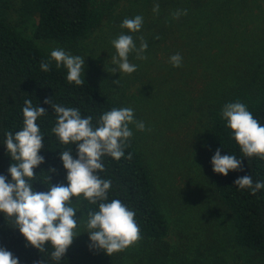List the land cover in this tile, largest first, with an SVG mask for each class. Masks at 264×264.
<instances>
[{"label":"trees","instance_id":"trees-1","mask_svg":"<svg viewBox=\"0 0 264 264\" xmlns=\"http://www.w3.org/2000/svg\"><path fill=\"white\" fill-rule=\"evenodd\" d=\"M97 1L34 0L38 14L34 37L69 47L76 45L97 29L107 15ZM250 8L248 0H161L158 13L149 6L139 32L116 29L117 37L121 33L132 35L137 47L139 37L143 36L148 42L143 53L146 59H137L135 52L130 53L129 62L137 70L119 76L106 75L102 87L84 74V84L69 83L66 68H57L55 61L50 62L49 71H42L41 61L48 62L50 56L0 19V175L11 181L8 168L15 161L7 153L6 133L11 131L15 135L22 129L26 99L47 112L36 121L44 137L39 154L45 162L34 169L36 176L28 181L35 191L67 185L60 152L71 150L77 158L76 146L61 143L51 131L57 117L50 105L44 103L45 99L79 109L82 117H92L94 127L105 112L128 108L126 104L132 99L137 107L133 110L134 119L142 121L145 130L139 131L135 124H130L133 135L126 142L124 156L119 160L102 158L105 171L98 175L111 181L108 202L121 200L135 212L140 237L160 241L166 236L168 225L158 201L154 174L144 154L150 150L154 159L181 160L197 144L204 180L230 212L234 243L264 256V188L252 195L250 189L234 185L244 175H250L253 184L264 183V159L245 157L221 117L224 105L239 101L264 126V16ZM177 10H187V14L174 19ZM176 53L182 56L178 68L169 62ZM135 83H139L137 93L128 94ZM193 118L199 124L204 120V129L180 150L174 136L176 127ZM146 135L150 143H142ZM218 149L222 156L229 154L241 159L242 170L230 171L226 177L214 173L211 159ZM77 198L87 218L89 211H98V206L83 195ZM0 247L18 257L19 264H77L71 248L55 260L50 243L44 245L42 253L28 245L14 221L3 213Z\"/></svg>","mask_w":264,"mask_h":264},{"label":"clouds","instance_id":"clouds-1","mask_svg":"<svg viewBox=\"0 0 264 264\" xmlns=\"http://www.w3.org/2000/svg\"><path fill=\"white\" fill-rule=\"evenodd\" d=\"M155 13L159 12V4L153 6ZM187 10H177L174 19L186 15ZM143 24L140 15L125 18L120 27L129 33L139 32ZM159 39V37H156ZM137 47L132 35L121 33L112 41L116 54L112 63L117 67L112 71L131 74L137 66L129 62V54L136 53L137 59H146L143 53L148 48V42L139 37ZM55 61L56 67L62 65L67 70V81L79 86L85 83V60L74 56L63 49L51 51L48 62L41 61L44 72L49 71L50 62ZM169 62L173 67H180L182 56L172 55ZM114 83H118L114 81ZM45 104L53 109L57 120L51 131L60 142L76 146V157L71 150L60 152V159L67 172V185H51L48 191H35L28 181L36 175L34 169L45 162L39 153L43 149L44 137L36 123L39 117L45 115L46 109L34 107L31 99L24 101L23 127L15 135L6 133L5 145L7 153L15 163H11L7 177L0 175V213L12 219L15 228L25 238L28 245L44 252V245L50 243L54 248L52 259L60 260L76 237L75 229L78 221L75 219L77 209L72 206V197L84 196L91 204L98 206V211H89L85 227L88 230L90 247L106 252L108 256L121 252L140 239L139 225L135 212L129 209L121 200L112 199L108 202V190L111 181L101 178L98 173L105 171L102 158L110 156L119 160L124 156L126 142L133 133L129 128L135 124L139 131L145 130L142 121L134 119L131 108H112L100 116L97 126H93L92 117H82L79 109L65 107L45 99ZM221 117L232 132L234 139L245 157L258 156L264 159V126L255 119L247 106L239 101L224 105ZM128 159H131L129 154ZM213 172L227 176L230 171L242 170V160L234 155H221L218 149L211 159ZM55 172V169H50ZM234 185L239 189H250L252 195L264 188V183L253 184L250 175L238 177ZM0 264H19V258L12 252L0 247Z\"/></svg>","mask_w":264,"mask_h":264},{"label":"rangeland","instance_id":"rangeland-1","mask_svg":"<svg viewBox=\"0 0 264 264\" xmlns=\"http://www.w3.org/2000/svg\"><path fill=\"white\" fill-rule=\"evenodd\" d=\"M33 1L0 0V19L49 56L52 50L60 48L84 58L83 74L102 87L106 75L125 74L112 71L117 67L112 63L116 54L112 45L118 35L116 29L119 30L125 18L145 17L149 6L159 4L161 0H98L97 5L107 12L104 21L71 47L55 40L34 37L38 14ZM248 5L253 12L264 16V0H248ZM138 86L139 83H135L128 94L137 93ZM126 105L137 110L132 99ZM204 123L203 120L199 124L193 118L176 127L174 136L179 140L180 150L194 134L204 129ZM130 129L133 130L132 127ZM149 140L146 135L142 143H150ZM144 158L154 174L158 201L168 225L166 236L160 241L140 237L124 251L108 256L103 250L90 247L85 227L88 218L82 212L78 198L72 197L78 226L69 248L73 250L77 264H264V256L234 243L230 212L217 200L204 180L197 144L181 160L154 159L150 150Z\"/></svg>","mask_w":264,"mask_h":264}]
</instances>
